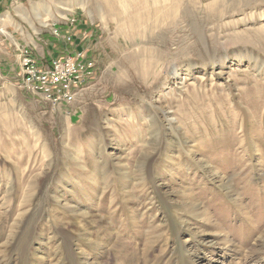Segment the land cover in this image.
<instances>
[{
  "label": "rangeland",
  "instance_id": "374dc122",
  "mask_svg": "<svg viewBox=\"0 0 264 264\" xmlns=\"http://www.w3.org/2000/svg\"><path fill=\"white\" fill-rule=\"evenodd\" d=\"M110 3L0 0L8 62L68 19L98 60L67 109L0 99V264H264V0Z\"/></svg>",
  "mask_w": 264,
  "mask_h": 264
},
{
  "label": "built area",
  "instance_id": "2783aa9c",
  "mask_svg": "<svg viewBox=\"0 0 264 264\" xmlns=\"http://www.w3.org/2000/svg\"><path fill=\"white\" fill-rule=\"evenodd\" d=\"M82 26L83 22L68 19L66 26L54 25L50 34L57 41L64 40L68 44L72 42V36L64 35V31L82 29ZM18 50L15 85L54 110L61 111L75 103L98 72L96 52L89 47L71 50L63 57L55 55L46 61L36 57L32 47L23 46Z\"/></svg>",
  "mask_w": 264,
  "mask_h": 264
},
{
  "label": "crops",
  "instance_id": "0c3cea01",
  "mask_svg": "<svg viewBox=\"0 0 264 264\" xmlns=\"http://www.w3.org/2000/svg\"><path fill=\"white\" fill-rule=\"evenodd\" d=\"M93 31L94 29L92 27L83 22L82 29L77 28L74 31H64V35L72 36V42L68 44L64 40L57 41L50 33L45 35L41 41L40 39L34 40L32 37L28 40L35 51L36 57L46 61L55 55H59L60 57L67 56L71 50L77 49L81 51L89 47L94 51L93 48H96L97 45ZM18 48L19 47H17V53L19 51ZM4 51H7V49L0 50V99L13 95V93L17 91L14 80L18 75V68L16 65L18 64V57L15 56L16 61L14 64L10 63L8 61L11 57L7 56L8 54L4 53Z\"/></svg>",
  "mask_w": 264,
  "mask_h": 264
},
{
  "label": "bare ground",
  "instance_id": "6f19581e",
  "mask_svg": "<svg viewBox=\"0 0 264 264\" xmlns=\"http://www.w3.org/2000/svg\"><path fill=\"white\" fill-rule=\"evenodd\" d=\"M110 1H111L110 5L112 6L110 8L114 10L115 6L113 5H115L116 0L115 2L114 0H110ZM117 1L122 2L123 8H125L126 6L129 7L126 11L132 9L129 4L130 2H136L137 4V6L133 7L132 10H139V11L141 10L140 12L137 13V15L134 18H131L130 25L132 26V28L133 26H135L134 24L137 23V21H140L141 23L143 24L145 23L147 25L150 23L149 25L152 28L151 23L154 21L155 23H153L154 24L153 29H162L163 27L165 28V26H167L165 24L167 23V21L170 22V25H175V23L179 19L178 18L179 14H181L183 11L186 12V14L188 15L190 12H192L190 11V9L193 10L203 9V0H117ZM218 3H219L218 1H214L212 2L211 5H208L210 11L213 10L214 12L217 13L216 10H218V7L215 6ZM85 6H86L85 4H82V8L86 10L87 7ZM220 14H222V12H220ZM43 25L47 26L48 23L43 22ZM136 31L137 30L135 29L133 32ZM1 33L7 35V32L4 29L1 30Z\"/></svg>",
  "mask_w": 264,
  "mask_h": 264
}]
</instances>
